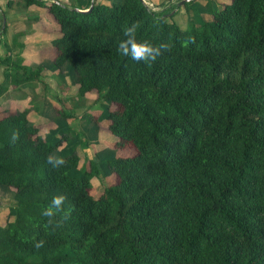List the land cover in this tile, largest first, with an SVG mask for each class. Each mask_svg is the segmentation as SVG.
Wrapping results in <instances>:
<instances>
[{
	"label": "trees",
	"instance_id": "obj_1",
	"mask_svg": "<svg viewBox=\"0 0 264 264\" xmlns=\"http://www.w3.org/2000/svg\"><path fill=\"white\" fill-rule=\"evenodd\" d=\"M21 2L47 6L58 30L52 66L68 65L79 94L115 103L106 128L133 151L95 155L72 175L76 153L57 156L25 110L0 112V184L12 188L0 264H264V0H225L200 27L183 28L142 0H92L87 11ZM133 23L138 40L171 52L151 64L121 55ZM18 34L4 45L11 56L0 55L15 82L35 68ZM49 157L64 163L53 168ZM98 165L114 180L93 194ZM59 193L70 216L48 225L42 210Z\"/></svg>",
	"mask_w": 264,
	"mask_h": 264
},
{
	"label": "rangeland",
	"instance_id": "obj_2",
	"mask_svg": "<svg viewBox=\"0 0 264 264\" xmlns=\"http://www.w3.org/2000/svg\"><path fill=\"white\" fill-rule=\"evenodd\" d=\"M97 1L110 3L114 0H95ZM165 1L167 0H161L160 4H165ZM169 1V5L159 8H162L166 19L174 21L183 28L191 25L200 27L203 21L211 18V8L218 7L225 0ZM59 2L82 10L83 8L79 6L85 3L89 5L90 0H59ZM22 3L15 6L12 1L7 3L6 0L0 1V28L2 22L6 23L5 31L0 32V38L1 41L7 38L8 42H11L13 34L19 32L16 38L19 42L36 47L34 55L37 56V62L33 66L35 68L32 78L15 82L3 77L4 89L0 92V112L25 110L29 122L36 125L37 133L45 140L55 142L57 156L76 153L77 164L69 170V174L72 175H79L86 170L89 158L95 155L98 159L104 160L121 155L123 152L131 153L133 151L131 146L125 145L122 148L115 144L116 137L105 125L106 113L115 103L108 101L101 92L94 89L79 94L74 85V74L68 65L53 67L52 60L48 58L45 60L48 50L52 55V49L49 48L52 39L48 40V38H53L57 34L54 26L56 20L47 6L37 2L26 5ZM147 5L155 10L159 9L150 3ZM5 48V46L0 47V55L11 56L10 49ZM24 64L31 67L28 62ZM4 65L0 64L3 70ZM16 76L21 77L23 74L17 71ZM50 78L53 80L49 81ZM113 180L114 177L108 174V169L99 166V173L90 176V193L98 192ZM0 186H3L0 187V209L4 210L5 215L6 212L10 214L12 188L5 184Z\"/></svg>",
	"mask_w": 264,
	"mask_h": 264
},
{
	"label": "clouds",
	"instance_id": "obj_3",
	"mask_svg": "<svg viewBox=\"0 0 264 264\" xmlns=\"http://www.w3.org/2000/svg\"><path fill=\"white\" fill-rule=\"evenodd\" d=\"M139 28L138 23H133L123 29L122 39L118 44V51L121 55L130 57L137 63L143 62L145 64L154 63L158 57H160L165 52H171L172 44L167 42H161L155 44L150 40L137 39V29ZM194 37H189V42H194ZM18 133L13 132L11 140L15 142L18 139ZM49 163H51L53 168H58L63 165V160L60 158L49 157ZM67 200V196L64 193H59L54 195L49 203V205L42 210V215L48 218V225L58 226L60 221L56 219L61 213H63L64 218L70 216L71 208L65 209L64 204ZM46 241L40 239L35 242L34 247L37 249L44 247Z\"/></svg>",
	"mask_w": 264,
	"mask_h": 264
},
{
	"label": "crops",
	"instance_id": "obj_4",
	"mask_svg": "<svg viewBox=\"0 0 264 264\" xmlns=\"http://www.w3.org/2000/svg\"><path fill=\"white\" fill-rule=\"evenodd\" d=\"M1 1V0H0ZM12 1V3L14 2L13 5L17 6L21 0H10ZM145 3H150L151 5L155 6V7H163V6H166V5H169L170 4V1L167 0L165 1V4H160L161 3V0H143ZM182 0H179V2H181ZM6 3H7V0H6ZM88 3H85L81 6H79V8H82L83 6L87 5ZM2 10V9H1ZM3 11V10H2ZM3 13V12H2ZM55 30L57 31V34H58V30H57V26H56V22H55ZM56 34V35H57ZM55 37V36H54ZM53 37V38H54ZM52 37L48 38V40H51L53 39ZM8 42V39L6 38L4 41H1L0 40V47L1 46H4L5 43ZM10 43V42H8ZM51 44H52V40H51V43H50V46L49 48L52 49L51 47ZM30 49V50H29ZM36 51V47L34 45H30V44H23V47L21 49V52H20V55L21 57L23 58V60H25L24 62H28L29 65H31V67L35 66L36 65V62H37V56L35 57L34 53ZM7 53V52H6ZM47 54L48 56L45 58V60L48 58V60H51L52 58V55L50 54V50L47 51ZM50 55V56H49ZM42 59V58H41ZM3 66L1 67L0 66V83L2 82L3 80ZM49 81L50 80H53V79H48ZM55 82V81H54ZM75 85V83H74ZM76 87V85H75ZM0 216H4V217H0V222H3L5 221L7 218H9L10 214L6 212V215L4 213V210L3 209H0Z\"/></svg>",
	"mask_w": 264,
	"mask_h": 264
},
{
	"label": "water",
	"instance_id": "obj_5",
	"mask_svg": "<svg viewBox=\"0 0 264 264\" xmlns=\"http://www.w3.org/2000/svg\"><path fill=\"white\" fill-rule=\"evenodd\" d=\"M143 1V0H142ZM91 6H92V0H90V3H89V5H88V7H87V9L85 8V9H82V10H80V11H87V10H89L90 8H91ZM74 9H76V10H78L77 8H74ZM3 22H2V25L1 26H3Z\"/></svg>",
	"mask_w": 264,
	"mask_h": 264
}]
</instances>
